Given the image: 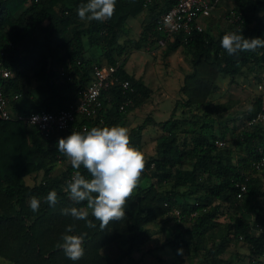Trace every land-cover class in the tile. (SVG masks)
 <instances>
[{
    "label": "trees",
    "instance_id": "obj_1",
    "mask_svg": "<svg viewBox=\"0 0 264 264\" xmlns=\"http://www.w3.org/2000/svg\"><path fill=\"white\" fill-rule=\"evenodd\" d=\"M86 3L88 0H0V61L11 71L8 78L0 74V88L10 97L20 95L11 103L15 112L57 113L75 104L91 84L96 64L116 66L119 78L130 81L133 88V92H125L113 85L103 92V123L100 117H79L73 124L77 130L56 132L50 138L23 121L0 119V257L9 264H121L145 244L150 224L165 221L180 227L165 242L177 257L184 249L185 255L200 257V264H232L223 254L234 239L243 241L252 264H259L264 235H255L251 229L264 222V192L251 160L259 158L261 150L264 153V127L246 124L259 112L261 99L256 97L235 119V145L242 147L237 158L224 125L217 126L237 102L216 99L215 94L220 76L236 79L251 72L258 83L264 82V48L229 56L220 44L228 32L264 38V0H233L226 16L241 14V22L217 33L208 23L195 41L184 46H180L179 37L167 42L166 57L180 47L188 52L192 69L180 91L183 106L199 114L172 115L159 123L148 117L129 132L130 145L141 153L144 130L150 122L159 126L162 134L155 153L144 156L139 182L149 183L138 184L126 202L125 217L104 229L91 214L88 219L95 227L61 214L65 207H86V203H75L65 191V181L75 170L56 144L72 131H82L84 125L89 130L123 125L131 111L152 97L153 89L142 78L125 71L126 46L120 40L130 19L146 13L141 36L130 47L140 50L150 38L158 44L162 35L156 20L175 2L116 0L113 16L104 22L79 18L77 8ZM63 68H69L70 73L61 75ZM128 99L132 102L124 113L120 107ZM217 141L227 144L220 147ZM60 164L65 170L55 175L54 169ZM80 171L90 178L83 166ZM247 177L248 191L237 200L236 184ZM30 178L33 183L28 182ZM51 190L58 196L55 207L43 202ZM31 196L41 199L36 212L28 204ZM174 209H180L181 215L177 216ZM68 225H74V232L69 234H86L85 254L75 262L57 247ZM114 246L122 248L121 255L112 260L105 251Z\"/></svg>",
    "mask_w": 264,
    "mask_h": 264
},
{
    "label": "clouds",
    "instance_id": "obj_2",
    "mask_svg": "<svg viewBox=\"0 0 264 264\" xmlns=\"http://www.w3.org/2000/svg\"><path fill=\"white\" fill-rule=\"evenodd\" d=\"M115 5L116 0H88V3L78 6L77 14L81 20L104 22L113 16ZM220 44L231 56L264 48V38H245L241 33L228 32L223 35ZM56 147L75 170L71 178L65 181V191L75 203H86V207H65L61 209V214L70 216L73 220H83L87 226L95 227L88 219L91 214L99 221L101 229L106 228L110 222L122 220L126 215V202L137 188L145 168L142 153L130 145L128 129L122 126H105L72 131L67 137L59 138ZM81 166L90 178L81 173ZM43 202L55 207L58 203L57 192L49 191ZM28 204L36 212L41 199L31 196ZM73 232L74 225L66 226L61 237L62 243L57 247L62 248L65 256L75 262L85 254L86 234H69Z\"/></svg>",
    "mask_w": 264,
    "mask_h": 264
},
{
    "label": "built area",
    "instance_id": "obj_3",
    "mask_svg": "<svg viewBox=\"0 0 264 264\" xmlns=\"http://www.w3.org/2000/svg\"><path fill=\"white\" fill-rule=\"evenodd\" d=\"M222 0H174V5L167 12L162 13L156 20V29L162 35L159 40L160 46H166L168 41L179 37L180 46H184L195 41L197 33H201L206 28V22L211 17L214 9L218 8ZM230 24H237L242 21L241 14L232 13L227 16ZM5 52H2L4 55ZM116 66H93V80L84 91L81 92L80 99L71 104L66 109H62L57 113L38 112L30 115H23L15 112L12 108V101L18 100L20 95L10 97L5 91L0 88V119L3 120H20L26 125L37 127L40 134L44 138H50L54 133H65L70 129L77 130L73 124L79 117L97 118L103 123V118L100 116L103 103L102 94L105 90L113 85H118L125 92H133L130 81L121 80L117 74ZM69 68H63L61 75L69 74ZM0 74L4 78L11 76V71L6 67L3 61H0ZM259 96L261 99V108L259 112L246 124L247 127L255 126L264 123V82L257 85ZM132 102L128 99L120 109L122 112H127V106ZM34 117V118H33ZM87 129V126H82L81 130ZM220 147L226 146L227 142L217 141ZM259 158L251 160V167L254 171L260 172L264 169V153L261 150ZM71 178V177H70ZM69 178V179H70ZM247 177L244 181L237 182L238 189L237 200L243 199L248 191ZM177 216L181 215L180 209H174ZM192 224L195 223L196 213L192 214ZM255 235H264V222L256 223L252 229ZM259 264H264V247L262 255L259 258Z\"/></svg>",
    "mask_w": 264,
    "mask_h": 264
},
{
    "label": "rangeland",
    "instance_id": "obj_4",
    "mask_svg": "<svg viewBox=\"0 0 264 264\" xmlns=\"http://www.w3.org/2000/svg\"><path fill=\"white\" fill-rule=\"evenodd\" d=\"M233 7V0H222L218 8L214 9L211 17L208 19L212 23V28L214 32H218L219 30H225L229 28L230 22L227 19L226 12ZM136 18H131V22H136ZM140 22V21H139ZM138 23L136 22L131 28L132 36L137 30ZM136 35V33L134 34ZM125 37H123L120 42L123 43ZM180 51L173 54L171 57H166L164 52L166 50V46H153L149 52L145 50L141 51H133L129 54V59L126 61L127 67L137 68L139 64V73L141 77H147L149 80V84L152 86L154 92L151 97V100L148 102V105L141 111H139L140 115L137 116V120L133 123L134 127L140 126L143 121H145L148 117L153 118L158 122H163L169 119L172 115L177 116L180 111L183 110V104L180 103L181 99L183 100L184 96L181 93V87L184 82L185 76L191 71L192 67L190 62L186 59L184 53L182 52L183 47H180ZM143 67H140V65ZM163 75V76H161ZM255 77V76H254ZM258 84V82H256ZM254 99H251V102ZM228 101V99L226 100ZM128 117V116H127ZM264 124V123H263ZM130 132L131 127H126ZM147 130L144 133L143 141L144 147L142 155L148 156L155 153V149L158 143V139L161 136L162 132L157 131V127L154 125L147 126ZM149 129V130H148ZM237 134L231 137L229 140V145H234L237 138ZM65 170V166L60 164L56 166L54 169V174L58 175L62 171ZM29 183H33L32 179H28ZM149 181H141L138 184L145 185L148 184ZM167 224L172 225V223L155 222L150 224L152 235L155 236V241L150 245L144 244L141 248V253L133 252L131 254V258L128 256L125 258L122 264H146L144 260H148V253L151 250H156L158 245L160 244V240H164L166 237V241L169 238H173L176 232L169 230L165 232L163 235L161 234L159 238L156 236L159 233L161 228L159 229V225L157 224ZM156 224V225H155ZM158 226V227H157ZM164 236V237H163ZM159 239V240H158ZM123 247L127 246V243L122 245ZM121 246H114L105 251L106 255H108L112 260H115L117 256L121 255ZM137 249V248H136ZM135 249V250H136ZM165 254L168 255V258L163 261H156L157 256L156 253H150V258L152 262L147 264H177L178 258L173 249L169 246L165 248ZM143 256V257H142ZM153 256V257H151ZM0 264H9L5 259L0 257Z\"/></svg>",
    "mask_w": 264,
    "mask_h": 264
},
{
    "label": "crops",
    "instance_id": "obj_5",
    "mask_svg": "<svg viewBox=\"0 0 264 264\" xmlns=\"http://www.w3.org/2000/svg\"><path fill=\"white\" fill-rule=\"evenodd\" d=\"M135 18L137 19L136 22L138 23L137 30L135 31L136 35H134L135 34L134 33L132 36V32H131V28H130L136 22L129 21V23L127 25L126 33L123 36V37H125V39H124L123 43L120 42L123 46H126V50H125L124 56H123V58L125 59L124 69L127 73L135 75L137 78H142L144 80V82L146 83V85H148L149 87L152 88V86L149 84L148 78L140 76V73H139L140 70H138L139 64H137L138 65L137 68H134L133 65L129 68V67H127V63H126V61H128V59H129V54L131 52L137 50V49H131L130 46L132 45L133 41L138 40L141 36L142 30H143V21L146 18V13H143V14L135 17ZM208 23H211V21L207 20L206 24H208ZM155 45L158 46L159 44H157L153 38H150L148 41V45L143 47L140 50H137V51L145 50V51L149 52V50H151V47H153ZM180 50L181 49L178 48L176 51L172 52L168 57H171L173 54L179 52ZM182 52L184 53L186 59L190 62L189 57H188V52L186 51L185 48L182 49ZM140 67H143V65L141 64ZM161 76H163V75H161ZM254 76H255L254 73L247 72L243 75L238 76L236 79H231L229 77H224V76H220V78H219V81H218L219 90L216 92L215 98L220 99L222 101H226L228 99V100H235V102H237L235 107H233L229 112H227L226 114H224L222 116V118L220 120L221 123L217 125V126L224 125L226 136L228 139H230L231 137L236 135V134H233L234 128L236 125L235 119H237L244 111H246L250 107L251 103L253 102V100L251 102V99H255L256 97L259 96V92L257 89V85L259 83L258 84L256 83L257 81H256ZM153 92H154V90H153ZM150 100H151V98L148 101H146L142 106H139L136 109H134L133 111H131L127 115L128 117L126 118L124 124L119 125V126H122L125 128L128 126V128L131 127V129L136 128L133 126V123L136 122L137 116L140 115L139 111L144 109L146 107V105H148V102ZM180 103L183 104L182 99H181ZM182 108H183V110L180 111L179 114L175 117L181 118V117H186V116H192L193 114H199L195 110H194V112H191L190 109H188L184 106ZM154 121L158 122L156 120H154ZM144 122L145 121H143L142 124H144ZM151 124H153V122H150V125ZM150 125H148V126H150ZM263 127H264V124H263ZM146 130L147 129L144 130V133ZM157 131L161 132V129L159 126L157 127ZM234 148L237 152L236 156L238 158L239 153H242V147L239 144H236ZM256 176L260 180L259 183L261 186V191L264 192V169L260 172H257ZM30 179H32V178H30ZM248 216L252 217L251 215H248ZM157 224L159 225V229H160V225L162 228L159 231H157V233H159L158 235H156L158 238L161 234L163 235L165 232H168L169 230L176 232V233L179 232V230H180L179 225H177L176 223H172L171 226L170 225L167 226V224L166 225L165 224H159V223H157ZM148 228H149L150 235L148 236L145 244L150 243V245H151L155 241V236L152 235L150 226H148ZM165 242H166V237L164 238V240H160V244L158 245L156 250L150 251V253L153 252V255H154V253L157 254V256H154V257L157 258L156 261H158V262L163 261L164 259L168 258V255L165 254V248H166ZM143 246H144V244L141 245L138 249L134 250L133 252L134 253L137 252L138 254H140L141 253L140 250ZM185 251L186 250H184V249L181 251L182 254H181V257L178 258L179 261L177 264H200V259H201L200 257L195 258V257L185 255L186 254ZM150 253H148V255H147L149 261L144 260L145 261L144 263H146V264L149 262H152L151 258H150ZM151 257H153V256H151ZM223 257L226 259H231L232 264H252V262L250 260V256H249V250L247 249L244 242L241 240L231 239L230 245L228 246L225 253L223 254ZM124 260H125V258L122 260V263Z\"/></svg>",
    "mask_w": 264,
    "mask_h": 264
}]
</instances>
